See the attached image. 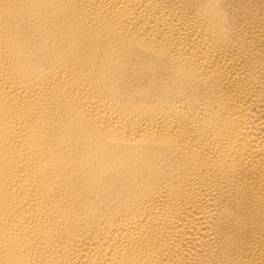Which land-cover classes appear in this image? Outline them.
I'll return each instance as SVG.
<instances>
[{
  "label": "bare ground",
  "instance_id": "6f19581e",
  "mask_svg": "<svg viewBox=\"0 0 264 264\" xmlns=\"http://www.w3.org/2000/svg\"><path fill=\"white\" fill-rule=\"evenodd\" d=\"M0 264H264V0H0Z\"/></svg>",
  "mask_w": 264,
  "mask_h": 264
}]
</instances>
